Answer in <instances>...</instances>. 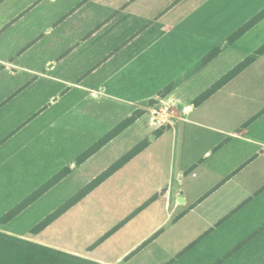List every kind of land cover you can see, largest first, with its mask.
<instances>
[{"label": "crops", "instance_id": "1", "mask_svg": "<svg viewBox=\"0 0 264 264\" xmlns=\"http://www.w3.org/2000/svg\"><path fill=\"white\" fill-rule=\"evenodd\" d=\"M211 1L0 3V175L12 161L35 151L49 131L61 128L74 135L82 141L77 152L83 154L126 118L144 111L85 161L71 165L67 177L10 222H0V230L26 237L34 225L24 233L12 225L53 189L72 181L73 190L60 206L148 139L141 152L59 217L62 250L103 264H264L242 257L247 247L260 244L264 218L250 221L247 233L252 234L242 244L221 247L224 232L246 222L239 221V214L255 199H264V101L257 98L258 90L248 89L245 95L239 84L243 74L264 63V54L201 104L194 103L199 94L189 85L237 42L252 40L239 60L262 46L264 18L219 57L200 66L216 43L204 41L199 48L197 31H183L182 26ZM223 3L225 13L244 14L241 21L264 10V0ZM43 5V12L35 14ZM186 7L187 17L165 20ZM238 47L233 54L242 50ZM170 84L172 91L159 97ZM72 94L75 107L65 101ZM166 98L184 113L175 111L170 127L158 135L165 121L155 111ZM60 107H65L63 122L58 120L61 115L51 118V111ZM14 179L0 182V189L24 192L14 201L1 197L0 219L38 187L20 186V177ZM133 194L139 199L130 207L125 196ZM217 234L221 237L211 244Z\"/></svg>", "mask_w": 264, "mask_h": 264}, {"label": "rangeland", "instance_id": "2", "mask_svg": "<svg viewBox=\"0 0 264 264\" xmlns=\"http://www.w3.org/2000/svg\"><path fill=\"white\" fill-rule=\"evenodd\" d=\"M27 1L28 0H17V5L22 6L26 4ZM63 1L66 2V0ZM45 6L46 5H43V7L38 8L37 9L38 11H36L35 14L42 13L43 10L46 8ZM224 6L225 3H223V0H212L204 8L202 7V9H198L194 13L190 14L189 18L186 20L187 25L185 24L184 26H182L184 27L183 31H185V28H187V30L193 29L197 31L195 36H198L197 38H199L200 40L198 44L199 48L202 47L204 41L208 43H212V42L216 43L215 46L210 48L206 53H209L212 49L216 47H221L220 53L211 61L219 57V55L223 53V51L227 47L233 44L228 42L229 37L232 35L233 32L238 30L248 21V18L247 20L243 19V21H241L244 16V14L242 13L236 11H233L231 13L230 12L225 13V11L223 10ZM210 7H212V9H210ZM186 11H187V7L185 9H180L179 11H176V13H174L176 14L174 17L171 18L168 17V19H166L167 18L166 15L165 20L166 21H170L171 19L180 20L182 17L184 16L187 17L189 15L186 13ZM196 23H202V24L201 26L192 27ZM248 39H249V43L246 40H243L240 44H238V42L237 44H235L236 47L240 46L238 47L240 48V50L242 49L241 51H238V54L232 53V50L235 49V46L230 47V49L225 51L224 54H222L218 58V60L212 63L213 65L211 66H213V68L209 67L206 70L197 73L191 80H189V85L192 84L191 89L195 91L194 93H198L200 95L201 92H204L208 87H210L218 79L224 76V74L228 73L230 70L235 68L239 63H241L243 59L239 60V58H241V54L239 53H241L243 49L251 47L252 45L251 37H249ZM258 49H256L251 55H253ZM206 64L203 63V59H202L200 66H204ZM239 84L243 87L245 95L248 93V89L252 90L253 92L258 90L257 98L260 99V102L261 101L263 102L264 101V63L262 65L261 64L255 65L250 71L243 74L239 79ZM166 100L163 101L164 103L162 101H159L160 105H158L157 110H161L162 108L169 107L168 114L163 118L165 124L168 125L171 123L169 120L172 119L173 115L175 114L174 112L178 111L179 113L183 114L184 109L175 106L172 102L173 101L172 99L166 98ZM65 101H67L68 104L70 105H74L75 107L76 105L75 94H72L70 98ZM245 102L246 100H244V103ZM63 110L65 111V107L64 109L60 107L59 109L52 110L51 118L52 117L58 118V116L61 115L58 120L63 122ZM67 117H69L68 119L69 122L74 121V114L69 113ZM44 140L45 141L39 142L35 146V151H30V152L27 151L23 156L19 157L18 159L8 164L4 169L5 172L1 173L0 175V182H4V183L8 181L12 182V180H15L14 179L15 176H19L21 179L20 186L32 187L35 183L36 186H40L46 180L49 179L48 177L50 175L52 176L54 173L60 170H65V168L71 167V165L73 166L75 162H77L78 158L82 155L83 151L79 150L77 152V148H81L82 146V141L77 142L75 140L74 135L70 136L69 134L66 133V131H63V129L61 128H57L56 130L51 132L49 131V133L46 135ZM67 183H69V187L66 185ZM67 183H63L56 189H53V191H51L48 196H45L42 199V201H39V203H37L31 210L27 211L26 213H24L22 217L17 219L12 225V228L24 233L29 229L31 225L36 226L38 223H40L45 217L48 216V214H51L57 207H59L57 205L63 200L65 194H68L70 193V191L73 190L72 181L69 180ZM134 191H136L138 194L141 190L137 188ZM22 192L24 191L20 189H12V190L0 189V199L1 197H3L4 201L7 202L14 201L21 198ZM137 194H133L131 196L129 195L125 196L130 207L134 206L133 204L135 202V198L139 199V196ZM13 207L10 206V209ZM73 207H71L70 209H72ZM53 208L55 209L52 211ZM49 211L51 212L49 213ZM105 215H107V212H105ZM239 215H240L238 216L239 221L241 220V218L242 219L246 218V222H244L243 220L242 222L243 225L240 222L238 228L235 230H231V228H229V231L230 230L231 231L228 232V234H225L226 232H224V234L222 235L224 237L221 238L222 239L221 247L222 245L230 247L234 243H238V241L239 243L237 246H239L240 244H242V242L245 239H247L252 234V232L247 233L251 229V228L249 229V226L252 224L250 223V221L253 219V221L256 223L257 220L264 218V199L263 198L255 199ZM59 222L60 221L58 218L49 225L52 227V229L49 230V226H48L40 232H33L31 230V232L26 237L23 238H27L35 242L42 241V242H48L49 244L52 243L53 245H57L55 247L63 249V221H61L60 224ZM220 237L221 236L219 234L214 236L213 239L211 240L212 241L211 244H214V242L219 240ZM96 245L97 244L91 246V249ZM252 245L250 247H247L246 250H244L242 257H244L245 261L247 260L250 263H255V262L262 263L264 261V235L260 239V244L257 247L254 248V245L253 246Z\"/></svg>", "mask_w": 264, "mask_h": 264}, {"label": "trees", "instance_id": "3", "mask_svg": "<svg viewBox=\"0 0 264 264\" xmlns=\"http://www.w3.org/2000/svg\"><path fill=\"white\" fill-rule=\"evenodd\" d=\"M4 0H0L2 3ZM264 18V10L256 15L253 19L245 23L242 27L232 33L229 37L228 42L234 43L240 39L247 31H249L255 24ZM221 51V47H216L207 53L203 58V63L210 62L215 58ZM264 54V45H262L253 55L247 57L241 63H239L235 68L226 73L222 78H220L216 83L209 87L206 91L200 94L195 100V104H201L219 89L224 87L233 78L247 69L258 56ZM172 91V84L166 86L159 92V97L164 98ZM153 100L152 103H156ZM143 110L136 111L132 116L126 118L121 124H119L114 130L106 134L100 140H98L93 146L86 150L77 160L80 164L95 153L98 149L103 147L108 143L113 137L126 129L135 120H137L142 114ZM170 125H164L161 129L157 131V134H161L166 131ZM149 140H144L131 151H129L125 156H123L119 161L113 164L105 172L99 175L96 179L91 181L88 185L80 189L77 193L66 200L62 205L55 209L51 214L45 217L40 223H38L33 229V232H40L51 223L65 214L71 207L76 205L78 202L83 200L89 193L96 189L101 183H103L107 178H109L118 169L123 167L128 161L135 157L139 152H141L147 145ZM71 173V168L67 167L65 170H60L54 173L48 180H46L42 185L38 186L33 192L26 196L21 202L16 204L11 208L6 214H4L0 222L8 223L17 215H19L28 206L38 200L52 187L58 184L62 179L67 177ZM0 264H103L101 262L94 261L92 259L69 253L63 251L62 249L52 247L46 244L32 241L27 238L19 237L7 232L0 230Z\"/></svg>", "mask_w": 264, "mask_h": 264}, {"label": "built area", "instance_id": "4", "mask_svg": "<svg viewBox=\"0 0 264 264\" xmlns=\"http://www.w3.org/2000/svg\"><path fill=\"white\" fill-rule=\"evenodd\" d=\"M160 105V104H159ZM169 107L168 108H162L161 110H156L155 115L157 118H164L168 114Z\"/></svg>", "mask_w": 264, "mask_h": 264}]
</instances>
